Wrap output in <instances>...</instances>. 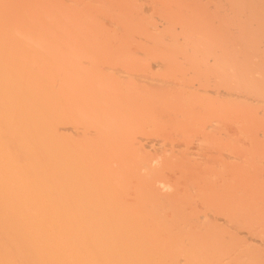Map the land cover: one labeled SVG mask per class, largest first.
<instances>
[{
  "label": "bare ground",
  "instance_id": "1",
  "mask_svg": "<svg viewBox=\"0 0 264 264\" xmlns=\"http://www.w3.org/2000/svg\"><path fill=\"white\" fill-rule=\"evenodd\" d=\"M0 264H264V0H0Z\"/></svg>",
  "mask_w": 264,
  "mask_h": 264
}]
</instances>
